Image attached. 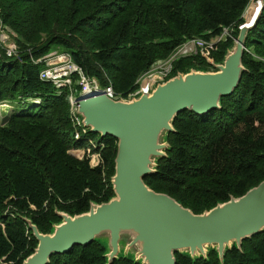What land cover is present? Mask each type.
Here are the masks:
<instances>
[{"label": "trees", "instance_id": "obj_1", "mask_svg": "<svg viewBox=\"0 0 264 264\" xmlns=\"http://www.w3.org/2000/svg\"><path fill=\"white\" fill-rule=\"evenodd\" d=\"M253 1L0 0V17L15 33L17 47L9 57L0 46V104L12 106L0 120V264H23L37 248L24 218L50 234L62 221L56 212L80 215L92 203L115 196L118 141L100 138L102 164L96 168L87 158L72 156L70 151L86 147V141L73 136L70 91L60 93L41 80L44 66L34 61L63 48L84 74L127 96L143 73L187 40H209L223 27L234 28L237 38ZM232 43L217 45L206 57L179 59L173 76L210 69L208 60L222 62ZM243 65L241 82L221 99V109L177 116L175 132L166 135L167 157L158 159L155 174L145 178L149 188L195 214L264 181V8L248 32ZM106 254L107 247L97 240L54 255L50 264H108ZM176 258L177 264H264V231L245 240L241 249L227 248L223 261L216 248H209L206 258L193 259L188 252ZM112 264L142 262L120 256Z\"/></svg>", "mask_w": 264, "mask_h": 264}, {"label": "water", "instance_id": "obj_2", "mask_svg": "<svg viewBox=\"0 0 264 264\" xmlns=\"http://www.w3.org/2000/svg\"><path fill=\"white\" fill-rule=\"evenodd\" d=\"M257 3L256 17L240 27L222 62H209L210 69L177 71L153 91L128 99H112L104 93L78 98V114L85 127L101 139L110 136L118 141L112 177L115 196L106 203H92L80 215L56 212L62 221L50 234L41 233L24 218L38 245L23 264H50L54 255L102 241L104 235L109 236L105 244L108 264L120 256L142 264H177L176 253L206 258L209 248H216L223 261L227 248L235 244L241 249L245 240L264 231V181L201 214L145 183L146 177L155 174L157 160L167 157L166 135L175 132L177 116L185 111L205 115L221 109V99L238 88L246 71L243 57L248 32L264 8V0ZM123 237L130 238L126 253L122 252ZM132 249H137V257L127 255Z\"/></svg>", "mask_w": 264, "mask_h": 264}, {"label": "built area", "instance_id": "obj_3", "mask_svg": "<svg viewBox=\"0 0 264 264\" xmlns=\"http://www.w3.org/2000/svg\"><path fill=\"white\" fill-rule=\"evenodd\" d=\"M16 35L4 25L0 17V46L6 51L9 57H12L17 52L14 39ZM234 28L223 27L220 34L210 38H193L184 42L176 48L168 57L157 60L149 70L143 73L136 81V89L128 94L127 98L118 97L113 86L109 85L102 87L97 79L84 74L81 67L73 62L72 57L66 52L59 50L51 52L45 57L35 60V64H43L44 69L40 73V78L43 81L51 82L59 89L60 93L69 89L70 117L74 129V139L76 141H86V147L73 148L70 154L80 160L87 158L93 168L102 164L101 153L98 149L101 144L92 142L89 135V129L85 127L82 117L78 114V98L80 96L87 97L96 94L104 93L112 99H128L141 93H149L153 91L155 86L161 82H165L175 73L176 63L181 58L188 57H206L209 51L217 45L234 41ZM63 53V54H60ZM214 61L209 59L208 63ZM75 76L78 77L76 84L82 89L76 93Z\"/></svg>", "mask_w": 264, "mask_h": 264}, {"label": "rangeland", "instance_id": "obj_4", "mask_svg": "<svg viewBox=\"0 0 264 264\" xmlns=\"http://www.w3.org/2000/svg\"><path fill=\"white\" fill-rule=\"evenodd\" d=\"M256 2L255 1H253L251 4H250V7H249V9H247L248 11L245 13V17H247V19H248V22H249V19L251 18V14H252V12H254V10L257 8V6H258V4H255ZM56 51L57 50H59L60 52H65L64 50H63V48L62 49H55ZM54 50V51H55ZM60 54H63V53H60ZM116 94H117V96L118 97H123V98H127L128 97V95L127 96H123V95H120V94H118L117 92H116ZM17 108H19L18 106H17ZM11 110H12V106L10 105L9 106V104H7V103H3V104H0V120H2L3 118H4V116H5V111L8 113V112H11ZM9 114V113H8ZM92 142H98L99 140H100V136L99 135H93L92 137ZM82 148H84V147H82ZM102 237V241L104 242V244H107V243H109V236L108 235H104V236H101ZM130 243V238H128V237H123V239H122V252L123 253H126L125 252V249H126V247H127V245ZM124 247V248H123ZM127 255H131V256H136L137 257V249H132L131 251H129V250H127Z\"/></svg>", "mask_w": 264, "mask_h": 264}, {"label": "bare ground", "instance_id": "obj_5", "mask_svg": "<svg viewBox=\"0 0 264 264\" xmlns=\"http://www.w3.org/2000/svg\"><path fill=\"white\" fill-rule=\"evenodd\" d=\"M258 4V3H257ZM259 6H260V3L258 4V6H257V8L254 10V12H252V17H251V19H250V21L248 22V23H250L255 17H256V15H257V13H258V11H259ZM4 25L6 26V27H8L5 23H4ZM173 76V75H172Z\"/></svg>", "mask_w": 264, "mask_h": 264}, {"label": "clouds", "instance_id": "obj_6", "mask_svg": "<svg viewBox=\"0 0 264 264\" xmlns=\"http://www.w3.org/2000/svg\"><path fill=\"white\" fill-rule=\"evenodd\" d=\"M257 1H258V0H257ZM257 1H255V2L257 3ZM249 7H250V6H249ZM248 9H249V8H248ZM247 11H248V10H246V12H247ZM246 12H245V13H246ZM243 18L245 19V23L248 22V19H247V17H245V14L243 15Z\"/></svg>", "mask_w": 264, "mask_h": 264}]
</instances>
